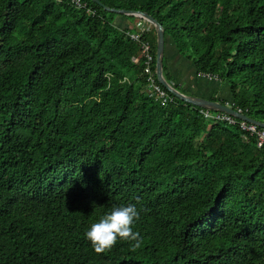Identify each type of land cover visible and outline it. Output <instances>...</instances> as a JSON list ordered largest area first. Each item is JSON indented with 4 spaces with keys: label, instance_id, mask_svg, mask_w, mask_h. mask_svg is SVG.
Instances as JSON below:
<instances>
[{
    "label": "trees",
    "instance_id": "16d2710c",
    "mask_svg": "<svg viewBox=\"0 0 264 264\" xmlns=\"http://www.w3.org/2000/svg\"><path fill=\"white\" fill-rule=\"evenodd\" d=\"M101 2L0 0V264H264V144L150 95L153 25L104 7L147 11L225 86L211 100L264 121V0ZM128 204L141 247L96 254L85 232Z\"/></svg>",
    "mask_w": 264,
    "mask_h": 264
},
{
    "label": "clouds",
    "instance_id": "9594fccd",
    "mask_svg": "<svg viewBox=\"0 0 264 264\" xmlns=\"http://www.w3.org/2000/svg\"><path fill=\"white\" fill-rule=\"evenodd\" d=\"M139 219L140 211L135 204L114 206L90 225L85 238L98 255L111 251L118 241L130 242V250L135 252L142 244L140 233L133 230Z\"/></svg>",
    "mask_w": 264,
    "mask_h": 264
},
{
    "label": "water",
    "instance_id": "95a60500",
    "mask_svg": "<svg viewBox=\"0 0 264 264\" xmlns=\"http://www.w3.org/2000/svg\"><path fill=\"white\" fill-rule=\"evenodd\" d=\"M99 4H103L101 0H93ZM106 9L114 11L116 14L121 15H131L136 18L144 19L146 22H149L153 25L155 30V40H156V48H155V74L159 83L165 86L171 93L175 96L196 104L197 106L206 109V111L210 112H220L228 114L232 117H237L243 119L248 122H253L257 125L264 127V121L256 120L246 115L245 113L237 112L236 109L232 108L230 105L226 103H220L218 101H213L209 98L199 97L198 95L186 93L180 89H178L174 84L166 79L163 72L164 66V55H165V47H166V38H165V30L163 24L159 23L156 18L147 13V11L143 10H133V9H125V8H114L104 5Z\"/></svg>",
    "mask_w": 264,
    "mask_h": 264
},
{
    "label": "crops",
    "instance_id": "0c3cea01",
    "mask_svg": "<svg viewBox=\"0 0 264 264\" xmlns=\"http://www.w3.org/2000/svg\"><path fill=\"white\" fill-rule=\"evenodd\" d=\"M125 25L129 26L130 24ZM164 59L173 80L182 86L184 92L209 99L211 97L220 99L228 97L225 86H220L218 83L216 85L215 82L208 83L196 74L192 61L179 53L172 37L166 39Z\"/></svg>",
    "mask_w": 264,
    "mask_h": 264
},
{
    "label": "built area",
    "instance_id": "2783aa9c",
    "mask_svg": "<svg viewBox=\"0 0 264 264\" xmlns=\"http://www.w3.org/2000/svg\"><path fill=\"white\" fill-rule=\"evenodd\" d=\"M75 1L78 4H81V0H75ZM137 26L138 24L129 26L130 31L127 32V35L132 40H136L137 38H139L140 30L137 28ZM140 52L144 57V63H145L144 71L147 75L146 80L148 84V93L152 95L155 99H157L159 102L163 104L167 103L169 100L173 98V96H171L167 92V90L162 86L161 83L158 82V80L156 81L157 79L156 74H154V72L151 70V67H150L151 61H152V55L149 52V44L147 42L142 43ZM198 75L201 78H204L206 80H211V81L218 80L216 75H211L208 73H200ZM236 111L242 113L239 108H237ZM204 115L206 117H211L213 119L214 118L222 119L227 122L235 121L234 117L228 114H225V113H217L215 116H210V113L206 111L204 112ZM239 124L241 128L247 130L249 133H252L254 135L256 146H260L264 144V127L263 126L257 125L253 122L245 121L243 119H240Z\"/></svg>",
    "mask_w": 264,
    "mask_h": 264
},
{
    "label": "rangeland",
    "instance_id": "374dc122",
    "mask_svg": "<svg viewBox=\"0 0 264 264\" xmlns=\"http://www.w3.org/2000/svg\"><path fill=\"white\" fill-rule=\"evenodd\" d=\"M120 24H122V22H121ZM125 24H126V23H123L124 26H125ZM166 37H167V38H170L171 35H169V33H167ZM204 80H206V79H204ZM206 81H207L208 83H212V84H213V82H215L216 85H217V82H216V81H211V80H206Z\"/></svg>",
    "mask_w": 264,
    "mask_h": 264
}]
</instances>
